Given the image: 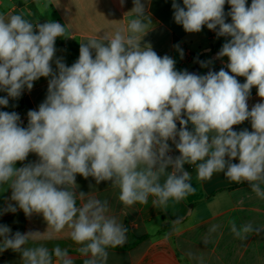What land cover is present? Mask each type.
<instances>
[{
    "label": "clouds",
    "instance_id": "1",
    "mask_svg": "<svg viewBox=\"0 0 264 264\" xmlns=\"http://www.w3.org/2000/svg\"><path fill=\"white\" fill-rule=\"evenodd\" d=\"M172 9L186 32L206 26L229 38L216 58H228L231 74L224 68L205 75L178 71L172 57L142 46L151 23L142 0H133L129 12L135 18L126 34L117 30L81 42L78 60L67 66L56 58L55 71V42L68 36L66 26L0 14V91L7 93L0 106L8 107L9 98L49 78L45 100L27 113V127L18 113L0 111V186L10 187L8 199L14 202L0 214L15 213L18 206L27 216L42 214L49 236L69 229L84 264H107L108 249L123 246L128 229L108 215L107 200L77 193V175L96 184L110 182L125 206L145 204L153 196L154 206L167 207L195 192L184 168L189 164L198 180L223 173L232 182L247 183L264 200V102L248 106L253 87L264 98V0H251L250 6L247 0H183V6L173 0ZM174 47L183 59V50ZM210 63L200 61L201 67ZM238 76L246 81L240 83ZM245 121L252 131L234 130ZM169 142L178 156L169 154ZM30 153L38 161L17 168ZM230 225L241 240L260 231L251 222ZM38 234H13L0 224V253H19L22 264H73L68 249L58 245L27 247Z\"/></svg>",
    "mask_w": 264,
    "mask_h": 264
},
{
    "label": "crops",
    "instance_id": "2",
    "mask_svg": "<svg viewBox=\"0 0 264 264\" xmlns=\"http://www.w3.org/2000/svg\"><path fill=\"white\" fill-rule=\"evenodd\" d=\"M146 5L149 31L142 38L141 44L150 45L160 55H169L176 61L178 71L187 70L200 75L208 71H226L227 57L217 59V53L227 41V37H217L216 32L203 27L199 33H188L182 25L174 21L173 0H142ZM183 6V0H176ZM251 5V0H247ZM133 0H0V14H23L33 23L58 22L65 25L68 36L57 37L56 53L52 67L56 70L55 59L62 58L71 66L79 58L81 42L90 38L114 35L117 30H124L127 23L135 18L129 12ZM224 11H230L225 4ZM226 22L231 18L226 15ZM183 50V59L174 47ZM200 61H211L208 67H201ZM231 74V73H230ZM240 83L245 77H237ZM49 78L41 77L34 82L33 88L25 89L17 99L9 98L8 107L0 106V111L16 112L21 118V126L27 127L29 110H38L47 96ZM7 96L0 91V97ZM264 102L257 95L256 87L251 89L248 99L249 110L256 103ZM192 130L191 124L188 125ZM234 130L252 131L250 121L233 126ZM178 156L176 153H169ZM35 153H30L23 162H16L22 167L29 162L38 161ZM238 163V159L233 161ZM186 171L192 174L195 192L180 202L170 201L167 207L152 204L153 196L145 204L137 203L125 206L119 200V189L110 182L96 184L91 177H76L77 193L84 192L109 203L108 215L117 218L127 229L128 240L123 246L128 248H109L107 264H264V200L258 198L247 183H235L223 173H214L210 179L198 180L195 166L185 164ZM163 182V180L161 181ZM264 187V185H262ZM10 187L0 186V212L7 203H13ZM82 201L77 200V206ZM230 221L237 227L251 222L258 232L248 234L246 239H239L231 232ZM0 224L8 225L12 233L39 232L37 239L29 240L27 247L43 245L50 250L55 246L68 249L74 257L73 264H84L86 257L80 255L79 247L70 238V230L65 228L60 233L52 232L42 214L25 215L17 206L15 213L0 214ZM218 226L211 231L213 226ZM55 261V257H54ZM0 264H22L19 253L11 249L0 253Z\"/></svg>",
    "mask_w": 264,
    "mask_h": 264
},
{
    "label": "built area",
    "instance_id": "3",
    "mask_svg": "<svg viewBox=\"0 0 264 264\" xmlns=\"http://www.w3.org/2000/svg\"><path fill=\"white\" fill-rule=\"evenodd\" d=\"M177 127L179 128V123H178V122H177ZM169 143H170V145H171V142H169ZM171 147H172V149H173V151H172L173 153H176V154H178V155L180 154V153L175 149V146H174V145H171ZM172 152H171V153H172Z\"/></svg>",
    "mask_w": 264,
    "mask_h": 264
},
{
    "label": "water",
    "instance_id": "4",
    "mask_svg": "<svg viewBox=\"0 0 264 264\" xmlns=\"http://www.w3.org/2000/svg\"><path fill=\"white\" fill-rule=\"evenodd\" d=\"M47 21H45V20H42V21H40V23H46Z\"/></svg>",
    "mask_w": 264,
    "mask_h": 264
},
{
    "label": "trees",
    "instance_id": "5",
    "mask_svg": "<svg viewBox=\"0 0 264 264\" xmlns=\"http://www.w3.org/2000/svg\"><path fill=\"white\" fill-rule=\"evenodd\" d=\"M122 248H128L127 246H122Z\"/></svg>",
    "mask_w": 264,
    "mask_h": 264
}]
</instances>
